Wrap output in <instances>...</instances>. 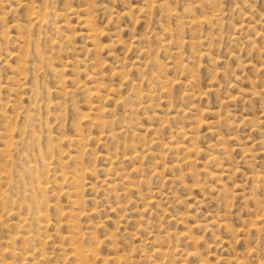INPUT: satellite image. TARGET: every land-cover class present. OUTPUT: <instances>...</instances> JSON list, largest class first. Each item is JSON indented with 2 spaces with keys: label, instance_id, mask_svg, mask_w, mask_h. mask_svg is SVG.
<instances>
[{
  "label": "rangeland",
  "instance_id": "374dc122",
  "mask_svg": "<svg viewBox=\"0 0 264 264\" xmlns=\"http://www.w3.org/2000/svg\"><path fill=\"white\" fill-rule=\"evenodd\" d=\"M0 264H264V0H0Z\"/></svg>",
  "mask_w": 264,
  "mask_h": 264
}]
</instances>
